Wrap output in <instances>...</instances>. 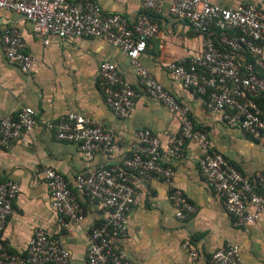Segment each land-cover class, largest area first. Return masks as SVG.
I'll return each instance as SVG.
<instances>
[{
    "label": "built area",
    "instance_id": "2783aa9c",
    "mask_svg": "<svg viewBox=\"0 0 264 264\" xmlns=\"http://www.w3.org/2000/svg\"><path fill=\"white\" fill-rule=\"evenodd\" d=\"M165 4L173 16L187 21L203 37L200 55L172 62L168 66L170 75L184 89L205 100L208 111L223 123L241 129L264 145V12L257 6L225 8L211 0H141L143 12L131 22L122 14L107 15L92 0H0V9L23 16L46 45L50 37L62 41L101 39L122 49L147 96L160 102L179 122V132L169 134L165 143L148 129L138 131V144L120 166H101L79 175L74 187L60 172L46 169L45 179L60 230L71 231L84 220L85 208L79 194L106 210L105 221L89 234L88 264H133L120 244L129 235L130 217L139 201L133 183L135 175L162 180L169 187L179 220L186 221L196 213V207L174 184L175 170L164 163L165 159L182 157L189 141L202 149L201 175L224 201L235 227L254 225L264 214V172L249 178L216 152L208 131L198 129L189 110L164 88L153 71L139 62L148 41L159 34L151 13L160 12ZM2 42L6 59L31 75L36 59L25 51L22 31L7 29ZM99 86L110 110L119 118H129L138 93L115 64H101ZM37 123L38 116L32 108L23 109L17 117L0 118V150L10 149ZM51 127L59 141L78 145L90 162L97 154L111 155L116 145L115 130L76 112L66 113ZM20 192L18 183L0 179V264H72L69 249L44 229L35 230L25 255L8 251L3 233ZM191 257L197 260L199 255L194 251ZM211 263L243 264L240 246L230 244L217 250Z\"/></svg>",
    "mask_w": 264,
    "mask_h": 264
},
{
    "label": "crops",
    "instance_id": "0c3cea01",
    "mask_svg": "<svg viewBox=\"0 0 264 264\" xmlns=\"http://www.w3.org/2000/svg\"><path fill=\"white\" fill-rule=\"evenodd\" d=\"M92 1L107 15L122 14L131 22L143 12L141 0ZM211 1L225 8L255 5L264 12V0ZM151 15L159 34L148 41L139 62L153 71L164 88L189 110L195 126L208 131L216 152L249 178L264 172V145L241 129L223 123L208 111L205 100L184 89L169 73L172 62L189 61L200 55L203 37L187 21L173 16L167 4ZM14 27L23 33L25 51L36 59L31 75L5 57L2 37ZM49 40L46 45L23 16L0 9V118L17 117L25 108H32L38 116L33 131L25 133L10 149L0 150V179L16 182L21 188L3 233L4 243L10 253L25 255L35 230L44 229L69 249L72 264H88L89 234L105 221L106 210L102 204L79 194L85 208L84 220L71 231L60 230L45 179L46 169L60 172L74 187L79 175L101 166H120L138 144V131L148 129L165 143L169 134L179 132L180 125L160 102L147 96L122 49L101 39ZM103 62L115 64L138 93L127 119L117 117L106 104L99 86ZM68 112L115 130L113 153L97 154L90 162L78 145L59 141L51 125ZM202 155L199 145L189 141L182 157L164 160L175 170L174 184L196 207V213L186 221L177 218L169 187L162 180L135 175L133 183L139 201L130 217L129 235L120 244L133 264H212L213 253L230 244L240 246L243 264H264V214L254 225L235 227L224 201L201 175ZM194 251L199 255L197 260L191 257Z\"/></svg>",
    "mask_w": 264,
    "mask_h": 264
}]
</instances>
